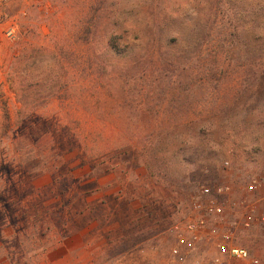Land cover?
Wrapping results in <instances>:
<instances>
[{"label":"rangeland","instance_id":"1","mask_svg":"<svg viewBox=\"0 0 264 264\" xmlns=\"http://www.w3.org/2000/svg\"><path fill=\"white\" fill-rule=\"evenodd\" d=\"M0 13V264H171L174 227L202 189L239 197L255 174L264 195V0H15ZM85 13L105 34L129 30L131 51L110 75L131 105L156 110L146 121L196 122L168 152L150 145L167 153L152 170L133 148L87 153L68 123L83 127L82 113L67 116L60 100L24 111L12 62ZM39 60L35 73L63 71L46 51ZM242 245L264 257L261 235Z\"/></svg>","mask_w":264,"mask_h":264},{"label":"trees","instance_id":"2","mask_svg":"<svg viewBox=\"0 0 264 264\" xmlns=\"http://www.w3.org/2000/svg\"><path fill=\"white\" fill-rule=\"evenodd\" d=\"M62 1L67 3V0ZM87 13L77 25L69 26L66 33L57 34L63 23H56L46 48H37L27 42L22 54L12 62L14 83L18 85V94L26 106L24 111H33L44 104H50L52 100H60L67 116L74 110L82 113L83 127L79 120L71 119L68 123L78 125L74 135H77V131L79 135H84L81 145L87 153L90 149L102 150L107 154L110 149L133 148L145 160V166L152 170L157 162L163 163L165 160L167 153L164 154V151H169L167 146L172 138L182 140L186 137L183 134L193 129L196 122L182 124L178 121H146L148 117L157 114L156 110L131 105L128 91L123 86L119 88V79L110 75L115 68L112 62L123 60L131 51V45L125 43L129 30L111 29L105 34L99 24L86 20ZM75 14L83 16L81 11ZM45 51L47 59L53 62L48 63V66L58 64L62 72H33ZM105 71H110L108 76ZM112 113L119 116L120 120L108 123ZM134 113L145 120L133 122L126 119ZM6 118L9 121L7 114ZM8 133L9 130L4 133V137ZM155 140H158L157 147L166 145L164 151L151 149L150 145ZM90 143H94V146Z\"/></svg>","mask_w":264,"mask_h":264},{"label":"built area","instance_id":"3","mask_svg":"<svg viewBox=\"0 0 264 264\" xmlns=\"http://www.w3.org/2000/svg\"><path fill=\"white\" fill-rule=\"evenodd\" d=\"M14 1L0 0V10ZM5 33L9 40H15L16 25L7 26ZM243 184V195L239 197L225 185L215 192L212 188L202 189L200 196L192 199L190 218L173 230L176 241L170 250L171 264H264V257L242 245L258 235L264 238L263 181L251 174ZM210 223L215 229L209 228ZM207 244L212 252L203 257L201 249Z\"/></svg>","mask_w":264,"mask_h":264},{"label":"crops","instance_id":"4","mask_svg":"<svg viewBox=\"0 0 264 264\" xmlns=\"http://www.w3.org/2000/svg\"><path fill=\"white\" fill-rule=\"evenodd\" d=\"M60 261V259H58L56 262H52V264H56V263H58Z\"/></svg>","mask_w":264,"mask_h":264}]
</instances>
